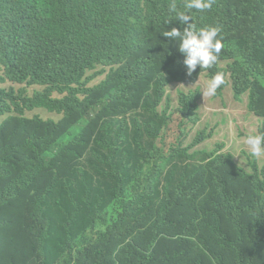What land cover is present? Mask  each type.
<instances>
[{
    "label": "trees",
    "instance_id": "trees-1",
    "mask_svg": "<svg viewBox=\"0 0 264 264\" xmlns=\"http://www.w3.org/2000/svg\"><path fill=\"white\" fill-rule=\"evenodd\" d=\"M172 2L0 0V84L25 86L0 91V264H264V164L191 152L205 132L163 144L174 115L199 122L162 35ZM191 14L220 27L234 99L264 132V0ZM39 109L63 119L26 117Z\"/></svg>",
    "mask_w": 264,
    "mask_h": 264
},
{
    "label": "clouds",
    "instance_id": "clouds-1",
    "mask_svg": "<svg viewBox=\"0 0 264 264\" xmlns=\"http://www.w3.org/2000/svg\"><path fill=\"white\" fill-rule=\"evenodd\" d=\"M213 2L214 0H185V3L183 5V10H180L176 5L175 0H173V2L170 4L168 8V12L173 17V19L166 21V23L169 24L171 21H178L180 25L176 26L175 28H172L171 30L164 31L162 34L164 37H166L168 40H170L175 44L182 66L186 72V75L191 80L195 81L193 85H186L185 87L194 86L200 82L205 83V86L201 91L202 94H200L199 92H195L198 93L199 95L198 104L200 103V97H202V101H205L206 99L215 98L221 92V90L229 84V82L232 89L231 73L227 72L228 61L224 59L226 45L220 27L208 26L197 29L196 26L193 24V18L191 14L192 10H196L198 12H205L211 9ZM101 79L104 80L105 77ZM103 80H101L100 82H102ZM100 82L98 84H100ZM98 84L94 83L93 85H98ZM0 85H4V84H0ZM23 87L25 88V86ZM33 88H40V87H33ZM40 89L41 90L38 91H42V88ZM245 96L248 97V95ZM198 104L196 105V116L198 111L197 110ZM57 116H60L61 120L63 119V116L61 115H57ZM0 118H4L3 122L7 119V117H0ZM29 119H33V118H29ZM261 126H262V120H261ZM241 139L243 140L244 145L249 149V155L245 152L247 156L255 158L257 161L259 157L264 156V132H257L255 130H252L249 131ZM244 156L246 157V161H247V156L246 155ZM235 159L241 164L246 163V162L245 163L240 162L236 157Z\"/></svg>",
    "mask_w": 264,
    "mask_h": 264
},
{
    "label": "rangeland",
    "instance_id": "rangeland-1",
    "mask_svg": "<svg viewBox=\"0 0 264 264\" xmlns=\"http://www.w3.org/2000/svg\"><path fill=\"white\" fill-rule=\"evenodd\" d=\"M101 80L95 82L98 84ZM204 82H200L194 86H187L181 90L186 92H199L200 94ZM14 88L21 90L24 87L20 85L7 82L0 85V90H9ZM41 90L40 88H30L29 92L32 94L34 91ZM172 104L174 110L178 108V94L176 90L171 91ZM197 117L199 123L194 126L188 123H183L178 115H174L170 127L163 135V144L166 148L177 146L182 143L184 147L190 146L198 133L205 132V135H211L205 142L197 146L194 150H207L213 151L218 148V151L224 154H233L240 162L245 163L246 157L242 152L249 155V149L244 145L241 139L249 131L255 130L259 132L261 127V120L255 115L251 114L248 110V97H243L241 102L234 99L233 91L229 84L221 90V92L213 99H206L197 106ZM28 118L40 117L44 120L60 121L61 117L49 114L43 110H37L27 114ZM4 118H0V125ZM221 147V148H220ZM258 166L264 164V156L258 158Z\"/></svg>",
    "mask_w": 264,
    "mask_h": 264
}]
</instances>
